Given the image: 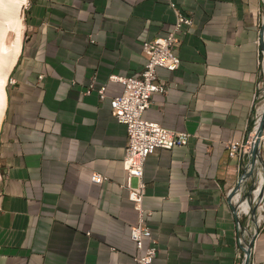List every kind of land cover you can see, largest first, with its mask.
Wrapping results in <instances>:
<instances>
[{
	"label": "crops",
	"instance_id": "1",
	"mask_svg": "<svg viewBox=\"0 0 264 264\" xmlns=\"http://www.w3.org/2000/svg\"><path fill=\"white\" fill-rule=\"evenodd\" d=\"M171 3L193 25L179 34V69H158L167 93L153 96L144 118L189 139L145 161L152 264L241 263L228 194L242 161L226 143L246 139L263 97V0H28L0 125V264H136L128 135L110 106L123 88L111 77L142 71L144 42L173 29ZM93 173L108 180L94 183ZM252 264H264V222Z\"/></svg>",
	"mask_w": 264,
	"mask_h": 264
},
{
	"label": "built area",
	"instance_id": "2",
	"mask_svg": "<svg viewBox=\"0 0 264 264\" xmlns=\"http://www.w3.org/2000/svg\"><path fill=\"white\" fill-rule=\"evenodd\" d=\"M170 6L175 15L173 29L166 36L156 37L144 42L143 52L146 56V64L142 71L134 76L122 77L119 75H112L111 77V80L120 83L123 88L120 95L111 98L110 106L112 116L119 123L126 126L128 135L126 152L123 159V169L126 174V187L129 189V199L134 203L138 211V223L132 227L130 235L137 250V254L133 257L136 264H152L158 254L157 242L153 238L151 229L146 223L145 218L148 214L143 207V199L146 191V185L144 182L145 161L158 150H171L174 147L187 145L189 139L188 133L166 129L158 123L144 118L145 112L152 106L153 96L158 94L164 95L167 93V83L160 79L158 69L162 68L169 72H174L179 69L181 65V59L177 55V49L181 44L179 34L183 32L185 27L190 28L193 25V18L191 16L184 14L174 3H171ZM259 13V21L262 27L264 22V11H260ZM263 61L264 51L262 50L261 61L259 62L261 65L262 79L258 83L259 95L257 96V99L262 96L261 90L264 89ZM94 89V85L91 84L85 91V94H90ZM105 90L106 87L104 86L97 90L101 100L105 98ZM256 119L257 102H255L254 105L252 129L248 133L246 139L241 141H229L226 143L228 156L232 159L240 158L242 161L243 171L241 176L251 159V151L256 141V133L254 135V140H252ZM262 138L260 142V156L261 145L264 141H262ZM259 171H262L264 174V167L261 162H258L255 168L254 178L242 182L241 187L230 200L231 204L236 206L234 214L237 221L236 227L239 231L237 245L240 247V258L242 261L245 257L247 243L252 237H254L255 244L256 237L258 236L260 228L264 222V190L259 195L258 199L252 203V209L250 208L248 211L241 210V204L251 198V194L256 188L257 174ZM132 178L138 179L137 187H131ZM2 180L3 176L0 174V184ZM91 180L94 183L101 184L108 179L100 173H93ZM247 185V192L243 193L242 188ZM250 185H253L251 191H249ZM235 187L229 192L228 197ZM249 192L250 197H247L246 195ZM237 197H239L238 200L236 199ZM254 208L255 213L253 215L252 210ZM145 240L149 241L148 246H145ZM242 261L240 264H242Z\"/></svg>",
	"mask_w": 264,
	"mask_h": 264
},
{
	"label": "bare ground",
	"instance_id": "3",
	"mask_svg": "<svg viewBox=\"0 0 264 264\" xmlns=\"http://www.w3.org/2000/svg\"><path fill=\"white\" fill-rule=\"evenodd\" d=\"M27 2L28 0H0V125L4 117L7 105L6 85L9 79V75L20 55L22 48L23 35L25 31L22 9L23 6L27 4ZM8 31L14 33V39L11 44H8L5 41V36L7 35ZM261 95L264 97V89L261 90ZM263 112L264 101L260 106L257 107V119L255 129L253 130L254 134L252 133V140H254V135L259 127ZM262 140H264V136ZM263 190L264 176L262 171H259L257 174L256 188L252 192L251 198L241 204V210L246 211V209H252V203H254V201L258 199ZM236 199L238 200L239 197H237Z\"/></svg>",
	"mask_w": 264,
	"mask_h": 264
},
{
	"label": "water",
	"instance_id": "4",
	"mask_svg": "<svg viewBox=\"0 0 264 264\" xmlns=\"http://www.w3.org/2000/svg\"><path fill=\"white\" fill-rule=\"evenodd\" d=\"M263 30H264V22H263L262 27H261V40H260L261 48L264 51ZM263 134H264V112L262 114L261 121L259 123V127L256 131V141H255V144H254L252 151H251V159H250L243 175L241 176L239 183L237 184L235 189L230 193L229 200H231L233 198L236 191L241 187L242 182H244L245 180H248L250 178H252V179L254 178L255 168H256L258 162L262 163V159L260 156V142H261V138H262ZM252 188H253V185H250L249 191H251ZM246 196L250 197V192L247 193ZM233 210L236 211L235 205L233 206ZM254 213H255V208L252 210L253 215H254ZM253 246H254V237H252L251 240L247 243V246L245 248V257L242 261V264H251V254H252Z\"/></svg>",
	"mask_w": 264,
	"mask_h": 264
},
{
	"label": "rangeland",
	"instance_id": "5",
	"mask_svg": "<svg viewBox=\"0 0 264 264\" xmlns=\"http://www.w3.org/2000/svg\"><path fill=\"white\" fill-rule=\"evenodd\" d=\"M26 4L23 6V9H22V16H24V23H25V14H26ZM14 39V33L11 32V31H8L7 32V35L5 36V41L8 43V44H11L12 41ZM8 83V82H7ZM7 87V85H6ZM264 101V97H261L258 101H257V107L260 106ZM260 103V104H259ZM259 181V180H258ZM246 211H248V209H246Z\"/></svg>",
	"mask_w": 264,
	"mask_h": 264
}]
</instances>
